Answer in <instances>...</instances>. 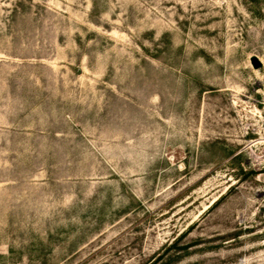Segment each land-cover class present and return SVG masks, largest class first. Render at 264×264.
Wrapping results in <instances>:
<instances>
[{
  "label": "rangeland",
  "instance_id": "1",
  "mask_svg": "<svg viewBox=\"0 0 264 264\" xmlns=\"http://www.w3.org/2000/svg\"><path fill=\"white\" fill-rule=\"evenodd\" d=\"M0 264H264V0H0Z\"/></svg>",
  "mask_w": 264,
  "mask_h": 264
},
{
  "label": "water",
  "instance_id": "2",
  "mask_svg": "<svg viewBox=\"0 0 264 264\" xmlns=\"http://www.w3.org/2000/svg\"><path fill=\"white\" fill-rule=\"evenodd\" d=\"M254 62H255L256 67L260 66V64H261L256 58L254 59Z\"/></svg>",
  "mask_w": 264,
  "mask_h": 264
}]
</instances>
